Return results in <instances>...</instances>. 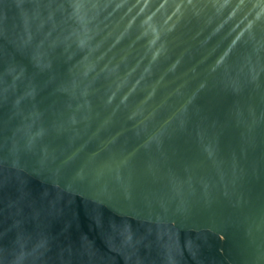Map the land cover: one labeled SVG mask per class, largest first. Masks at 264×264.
<instances>
[{
  "label": "water",
  "instance_id": "obj_1",
  "mask_svg": "<svg viewBox=\"0 0 264 264\" xmlns=\"http://www.w3.org/2000/svg\"><path fill=\"white\" fill-rule=\"evenodd\" d=\"M0 264H264V0H0Z\"/></svg>",
  "mask_w": 264,
  "mask_h": 264
}]
</instances>
